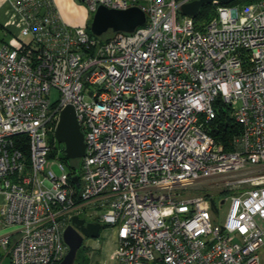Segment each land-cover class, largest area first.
<instances>
[{"label":"built area","instance_id":"obj_1","mask_svg":"<svg viewBox=\"0 0 264 264\" xmlns=\"http://www.w3.org/2000/svg\"><path fill=\"white\" fill-rule=\"evenodd\" d=\"M82 1L145 22L99 41L52 0H14L2 25L0 258L58 264L77 216L113 228L114 264H264V0L213 3L201 26L193 0ZM216 101L239 127L229 150L206 129ZM66 105L78 169L54 145ZM207 181L218 195L193 192Z\"/></svg>","mask_w":264,"mask_h":264},{"label":"water","instance_id":"obj_2","mask_svg":"<svg viewBox=\"0 0 264 264\" xmlns=\"http://www.w3.org/2000/svg\"><path fill=\"white\" fill-rule=\"evenodd\" d=\"M233 0H193L180 8L183 15L195 17L201 6L205 4H225ZM43 14V10L40 11ZM145 22L144 12L138 7L127 9H110L99 5L93 13L89 30L95 36L104 32H133ZM54 137L58 144L64 146V156L67 159L81 158L85 151L83 134L80 131L75 111L72 105H66L59 114ZM76 181V178H72ZM102 229L100 223H86L83 219L73 216L71 223L63 231V240L68 246L67 253L58 264H74L78 249L84 238H96Z\"/></svg>","mask_w":264,"mask_h":264},{"label":"rangeland","instance_id":"obj_3","mask_svg":"<svg viewBox=\"0 0 264 264\" xmlns=\"http://www.w3.org/2000/svg\"><path fill=\"white\" fill-rule=\"evenodd\" d=\"M58 8L60 12L63 14V18L65 19L63 22L70 27L77 26H85L89 30L90 23L93 16V11L89 8V5L82 0H59ZM245 5V4H244ZM242 5H239L240 7ZM216 5L210 6L207 9V13L215 12ZM67 21V22H65ZM112 32L110 30L104 32L100 36H96L99 41H104L108 36H110ZM55 93V92H53ZM55 147H58V143L55 140ZM63 146V144H60ZM64 162V161H63ZM65 164H67L70 168L74 167L76 169L79 168L81 160L80 158L76 159H66ZM54 170L58 172L56 166H54ZM213 181H207L205 183H196L194 193L200 194H208L210 196L218 195L221 188L219 186L212 185ZM228 206V200H226L222 205H220L219 209L220 216L217 221L221 222L225 216L226 210ZM261 226H264L262 222H260ZM8 230H3L1 234L6 233ZM113 228L111 226H105L100 230V233L95 239H86L83 241L82 245L84 247V254L87 256L88 264H109L111 258L105 254V247L109 244L113 245ZM264 254V245L261 248V255ZM112 256V254H111ZM110 256V257H111ZM157 264V263H154Z\"/></svg>","mask_w":264,"mask_h":264},{"label":"trees","instance_id":"obj_4","mask_svg":"<svg viewBox=\"0 0 264 264\" xmlns=\"http://www.w3.org/2000/svg\"><path fill=\"white\" fill-rule=\"evenodd\" d=\"M257 0H233L231 2L225 3L223 5L228 6H239L244 4H249ZM213 6V4H205L200 7L197 15L193 17L196 25L201 26L207 22L215 12L207 13V9ZM90 33V30H88ZM113 34V32H112ZM215 116L210 121L206 123V129L208 134H210L217 142L221 143L225 150L231 149L232 137L239 131L238 125L234 123L230 117L229 110L225 104L216 101L214 104ZM64 160L65 157H63ZM73 168V167H71ZM213 200V199H212ZM74 264H88L87 256L84 254V247L78 249Z\"/></svg>","mask_w":264,"mask_h":264},{"label":"crops","instance_id":"obj_5","mask_svg":"<svg viewBox=\"0 0 264 264\" xmlns=\"http://www.w3.org/2000/svg\"><path fill=\"white\" fill-rule=\"evenodd\" d=\"M13 2H14V0H0V36L5 34V31H4V28H2L3 27L2 25L8 19H10L11 15L13 14V7H12L13 6ZM52 2H53V5H54L56 11L60 15L62 21H64L65 19L63 18V14L60 12V10L58 8L59 0H52ZM65 22H67V21H65ZM81 27H86V25L85 26H81ZM102 228H104V226H102ZM2 232H3V229L0 230V233H2ZM99 233H100V231H99ZM88 239H95V238H88ZM112 243H113V245L112 244H110V245L108 244L105 247V254L107 255V258H105V259L108 260V257L111 258L110 261L108 260L109 264H114V261L112 259L111 254L113 253L115 244H114V242H112ZM8 263H9L8 257L1 256L0 264H8Z\"/></svg>","mask_w":264,"mask_h":264},{"label":"flooded vegetation","instance_id":"obj_6","mask_svg":"<svg viewBox=\"0 0 264 264\" xmlns=\"http://www.w3.org/2000/svg\"><path fill=\"white\" fill-rule=\"evenodd\" d=\"M86 239H88V238H84V240H86ZM84 240H83V241H84Z\"/></svg>","mask_w":264,"mask_h":264}]
</instances>
